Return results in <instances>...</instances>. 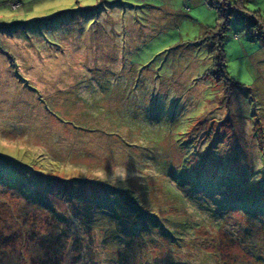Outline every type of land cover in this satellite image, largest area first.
Returning a JSON list of instances; mask_svg holds the SVG:
<instances>
[{"label":"rangeland","instance_id":"obj_1","mask_svg":"<svg viewBox=\"0 0 264 264\" xmlns=\"http://www.w3.org/2000/svg\"><path fill=\"white\" fill-rule=\"evenodd\" d=\"M224 8L0 0V264H264V0Z\"/></svg>","mask_w":264,"mask_h":264},{"label":"trees","instance_id":"obj_2","mask_svg":"<svg viewBox=\"0 0 264 264\" xmlns=\"http://www.w3.org/2000/svg\"><path fill=\"white\" fill-rule=\"evenodd\" d=\"M207 2L213 6L217 13H218V18H219V21L221 23H224L226 21V18L227 16L229 15V11L228 12H225V8L224 7H228L232 4H235L236 2H240V0H207ZM222 26L220 25L219 26V30H221ZM209 38L213 41V49H212V53L213 55L215 56V68L217 69V71H219L221 73V75H223L224 78H226L227 80H229L225 73H224V64H223V55H222V49H221V37H220V33H215L213 32L212 35L209 36ZM217 71H212V74H215V72ZM222 77V79H223ZM231 81V80H229ZM228 85V84H227ZM229 86V85H228ZM230 87V86H229ZM224 99H227V96H226V93L224 94ZM134 222V221H133ZM155 227H153L152 229H154ZM156 232V236H160L166 240H169L165 235H163L161 232L159 231H151V232H148V237H150L151 234H155ZM226 236V235H225ZM85 235H83V239ZM229 239L231 240V237L229 236ZM170 241V240H169ZM171 242V241H170ZM107 248L111 253L110 255L107 256V260L110 259V260H116L117 256L114 254L115 252L119 251V248L118 246L116 245L115 247H112V248H108L106 246H100L99 247V250H101L100 252H107V250L105 249ZM97 251V249H96ZM80 252V251H79ZM106 257V256H105ZM247 262H244L243 264H246ZM249 264H252V262H248ZM108 264H109V260H108ZM224 264V263H222ZM227 264V263H225Z\"/></svg>","mask_w":264,"mask_h":264}]
</instances>
